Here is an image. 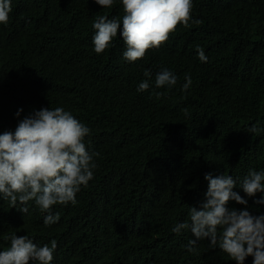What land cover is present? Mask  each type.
Wrapping results in <instances>:
<instances>
[{
  "label": "trees",
  "instance_id": "16d2710c",
  "mask_svg": "<svg viewBox=\"0 0 264 264\" xmlns=\"http://www.w3.org/2000/svg\"><path fill=\"white\" fill-rule=\"evenodd\" d=\"M193 4L199 25H179L160 48L129 62L119 33L99 55L92 39L98 16L122 22L121 0L110 8L12 0L9 22L0 24V133L34 110L63 107L90 128L85 143L99 155L77 203L53 206L60 219L51 226L34 200L25 214L0 197V250L15 232L41 246L55 239L51 264H236L208 239L188 252L191 231L171 229L205 199L207 173L237 180L233 190L248 204L230 201V208L264 214V203H255L264 193L248 197L239 187L249 170L264 171V0ZM163 68L176 85L155 87ZM145 69L152 86L138 92ZM186 74L192 84L183 91ZM253 124L259 134L247 130Z\"/></svg>",
  "mask_w": 264,
  "mask_h": 264
},
{
  "label": "clouds",
  "instance_id": "9594fccd",
  "mask_svg": "<svg viewBox=\"0 0 264 264\" xmlns=\"http://www.w3.org/2000/svg\"><path fill=\"white\" fill-rule=\"evenodd\" d=\"M102 8L112 7L114 0H95ZM124 15L121 20L98 16L93 21L94 51L102 54L117 37L118 33L126 46L123 57L129 62L142 59L148 50L160 48L179 25H199L193 19V0H121ZM12 12V0H0V24L7 25ZM122 26V27H121ZM200 61L207 62L203 47L196 46ZM144 79L137 87L138 92L147 91L152 85V72L144 71ZM178 77L168 68L155 75V87H172ZM182 90L191 84L190 74L185 75ZM159 96L163 93H155ZM21 108L16 115L19 117ZM187 112V110H184ZM252 134L261 131L253 124L247 129ZM90 128L63 107H43L20 119L15 130L0 133V197L12 207L29 212L28 202L35 201L44 217V225L51 226L60 219L53 214V206L77 203L76 194L87 187L94 178L97 167L94 156L87 149L85 138ZM209 182L205 199L200 206H191L189 220L175 224L171 231L180 234L190 230L195 239L186 245L188 252L197 251L198 241L210 240V247L217 246L236 264H244L248 256L253 264H264V214L253 215L244 209L230 208L229 202L236 201L247 206L248 201L233 189L237 180L230 174L205 175ZM248 197L264 193V171L249 170L239 182ZM264 203V196L255 201ZM10 246L0 250V264H51L57 241L42 246L28 235H7Z\"/></svg>",
  "mask_w": 264,
  "mask_h": 264
}]
</instances>
